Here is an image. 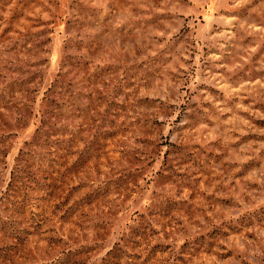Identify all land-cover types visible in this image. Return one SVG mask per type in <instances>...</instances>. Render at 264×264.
Masks as SVG:
<instances>
[{
  "label": "rangeland",
  "instance_id": "obj_1",
  "mask_svg": "<svg viewBox=\"0 0 264 264\" xmlns=\"http://www.w3.org/2000/svg\"><path fill=\"white\" fill-rule=\"evenodd\" d=\"M0 264H264V0H0Z\"/></svg>",
  "mask_w": 264,
  "mask_h": 264
}]
</instances>
